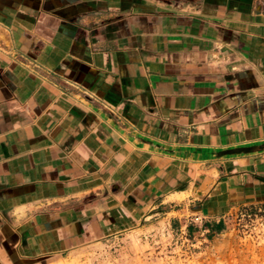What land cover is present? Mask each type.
Listing matches in <instances>:
<instances>
[{
	"label": "crops",
	"instance_id": "crops-1",
	"mask_svg": "<svg viewBox=\"0 0 264 264\" xmlns=\"http://www.w3.org/2000/svg\"><path fill=\"white\" fill-rule=\"evenodd\" d=\"M258 204L264 0H0V264Z\"/></svg>",
	"mask_w": 264,
	"mask_h": 264
},
{
	"label": "rangeland",
	"instance_id": "rangeland-1",
	"mask_svg": "<svg viewBox=\"0 0 264 264\" xmlns=\"http://www.w3.org/2000/svg\"><path fill=\"white\" fill-rule=\"evenodd\" d=\"M262 205L225 215L218 234L203 232L196 216L157 214L138 231L94 241L58 264H264Z\"/></svg>",
	"mask_w": 264,
	"mask_h": 264
},
{
	"label": "trees",
	"instance_id": "trees-1",
	"mask_svg": "<svg viewBox=\"0 0 264 264\" xmlns=\"http://www.w3.org/2000/svg\"><path fill=\"white\" fill-rule=\"evenodd\" d=\"M262 207L264 208V204L262 205Z\"/></svg>",
	"mask_w": 264,
	"mask_h": 264
}]
</instances>
